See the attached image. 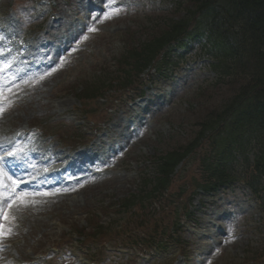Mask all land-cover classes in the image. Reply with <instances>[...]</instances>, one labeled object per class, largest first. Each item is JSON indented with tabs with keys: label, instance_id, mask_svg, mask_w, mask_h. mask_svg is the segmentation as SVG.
<instances>
[{
	"label": "rangeland",
	"instance_id": "obj_1",
	"mask_svg": "<svg viewBox=\"0 0 264 264\" xmlns=\"http://www.w3.org/2000/svg\"><path fill=\"white\" fill-rule=\"evenodd\" d=\"M13 1L0 0V12H3L6 6ZM76 1L81 5L80 0ZM116 1L120 0H104L102 11L98 13L92 11L94 16L90 18L91 22L85 21L79 16L76 7L70 9L63 5L58 13L65 32H61L59 36L64 37L69 44H64L62 49L64 47L65 49L51 58L52 70L50 73L53 74V78L42 84L38 103L33 100L27 104L25 100H18L1 110L0 137L3 134H12L24 126L38 128V131L42 133V135L36 136L35 147L33 142L28 143V146H33V151L37 154L38 151L46 153V157L51 159V162L44 167L46 169L51 168L52 165L58 169L61 162L59 155L62 156L71 146H75L80 141V137H76V135H94V132L85 133L93 126L87 120H82L78 111L80 104L76 99V89H78L80 81L92 80L100 72L113 70L112 58L122 49L124 33L131 30L129 38L143 40L139 32L145 31L146 16L149 23H151V19L167 16V14L163 15V12L168 8L165 0H149L148 13H143L146 11V7L139 6L133 9L137 10V13L130 17L123 16L120 9H112L111 4ZM102 4L100 2L101 6ZM78 20L84 22H77ZM179 77L181 81L187 80L188 82V85L186 84L184 87L186 93L183 92V95L190 96L182 103L176 100L171 105L163 106L160 105L161 101H159V106L157 101H154L153 104L145 103L141 106L148 109L158 108H155L153 113L151 111L143 113L134 104H127L125 99L112 102V110L107 112L106 122L104 121L105 123L98 127L100 133L91 136L90 143L92 144L87 145L86 148L88 152L93 153L89 168L92 167L100 173L98 180L73 186L67 192V196L61 199L51 196L50 192L36 195L41 201L39 203L43 205L29 208L22 205L11 209L6 207L3 201L0 202V264H15L16 262L80 264L76 258L77 248L73 249L74 243L67 242L57 247L60 250L56 251L53 250V247L60 243L63 233L68 234L69 229L86 227V220L100 214L101 217L96 218L102 221L100 222L102 225H108L109 221L113 222L110 228L112 237L117 233L132 230V227H127L128 219L125 215L112 214L110 218H108L109 216L104 217V214L107 213L105 208L111 207L112 203L124 198L127 193L134 192L141 173L151 176L152 166L149 164L151 156L156 150L163 151L166 147L181 143L180 141L186 138L191 124L201 114L204 102L207 98H211L208 93L203 100L199 99L198 102H194L193 95L189 90L196 81L212 77L203 60H190L186 70L180 71ZM43 79L44 76L42 81ZM193 79L195 81L191 82ZM39 83L40 81L34 82V84ZM235 86L221 89L218 94L222 96L221 101L214 98V107L224 105L230 98V89ZM38 89L39 85L36 90ZM169 89L171 92H174L175 89L179 92L182 91L179 87L170 86ZM174 94L175 92L172 95ZM194 106L195 110L192 111ZM211 106L210 101L208 108ZM99 108L100 117H102L103 107L99 106ZM62 132L68 135V144L60 138L59 135ZM122 134L125 135V138H122ZM91 137L83 139L87 140ZM32 162H34L33 159ZM27 170V173L33 174L35 169L30 167ZM3 179L4 177L0 173V185L3 183ZM10 184L12 188V182ZM219 200L230 202H228L231 212L229 220H226V215L223 214L225 210L216 206L218 202H214L215 205L212 206L205 200L203 202L205 207L199 208L198 199L194 198L192 201L191 210L203 222L200 233L206 237L198 238L201 236L198 230L185 232L183 240L188 241L193 250L199 253V255L191 253L192 258L189 264H197L195 259H199L200 264H239L241 258L248 256V254L244 255L245 251L255 246L250 244L256 238L253 231L254 218L249 221L250 215L254 212L248 205L251 198L242 200V196L235 191L233 196L227 197V200L223 197ZM238 211L244 212L238 215ZM5 212L8 215L7 220L2 218ZM212 224L220 226L219 230L226 233L225 236L224 234L218 236L215 241L218 243L214 245L210 240V238L214 239ZM70 237L74 238L72 234ZM66 240H68L67 237H65ZM76 240L77 242L81 241L78 237ZM96 241L100 244L103 239ZM203 242L208 243L209 247L205 246ZM114 244V241L105 244V252H110L109 250ZM97 246L101 251L102 247ZM86 247L90 248V246ZM89 252L94 254L96 251L90 248ZM105 252L101 253L102 261L100 260L98 264H102V262L124 264L123 260L127 255L116 254L120 253V250L111 251V255H107ZM73 256H75V260H71ZM175 263L176 259L171 262V264Z\"/></svg>",
	"mask_w": 264,
	"mask_h": 264
},
{
	"label": "trees",
	"instance_id": "obj_2",
	"mask_svg": "<svg viewBox=\"0 0 264 264\" xmlns=\"http://www.w3.org/2000/svg\"><path fill=\"white\" fill-rule=\"evenodd\" d=\"M187 3L188 8L185 9L183 19L180 21L168 19L158 35L147 39L138 51H132L129 55L143 57L154 53L171 39L188 32L192 28V23L195 24L193 27L198 25L207 31L208 39L213 45L216 44V38L224 43L231 41L229 50L231 55L236 54L234 47L236 42L242 44L240 47L242 56L238 58V60L245 59V68H242L241 73L242 81L236 84L234 80L229 86L236 85L230 89V98L220 110L206 113L208 118L206 121L202 120L194 124L195 128L197 127V139L205 137L206 132H213L207 138L214 140L224 156L219 159L201 156L196 162L200 164V175L203 179L209 175L213 176L212 182L204 186L212 190L230 182L228 173L234 168L236 156H239L243 160V167L239 169V173L249 175L255 190L264 191V146H261L258 154L256 153L254 166L242 157V152L246 154L248 147L249 132L252 129H260L264 132V103H262L264 101H260L264 93V0H187ZM190 20L192 23L189 22ZM202 20L206 23L203 24ZM240 32L243 33L241 37H239ZM144 62L142 58L136 67L137 72L144 66ZM221 75L228 79L231 74L223 72ZM220 81L223 84L221 77ZM212 123L216 124L211 126ZM196 147L194 142H186L157 155L152 161L156 164L155 175L151 180H143L142 189L144 190L147 184L154 183V188L150 192L156 193L170 185L174 167L192 154ZM194 186L197 187V183ZM149 196L151 197V194L146 197L141 194L137 201H134V198L126 200L123 205L126 207V212L135 204L141 203L142 199L150 198ZM155 231L152 230L146 238L137 236L134 241L142 243L149 241L148 244H151Z\"/></svg>",
	"mask_w": 264,
	"mask_h": 264
},
{
	"label": "bare ground",
	"instance_id": "obj_3",
	"mask_svg": "<svg viewBox=\"0 0 264 264\" xmlns=\"http://www.w3.org/2000/svg\"><path fill=\"white\" fill-rule=\"evenodd\" d=\"M40 74H42V72H40ZM34 77H36V76H34L33 74H31V75H28V78H27V82H26V84H28V83H30V82H32L33 80H34ZM44 83V82H43ZM10 88H11V91H17V87H15V86H13V85H11L10 86ZM29 90H30V92H28V94L30 95V97H29V99H31L32 97H33V94L34 93H37V91H36V85H34V86H31V87H27ZM0 89L1 90H3L4 89V87L2 86V85H0ZM65 104V103H64ZM63 104V105H64ZM87 172V171H86ZM90 175H88L86 178H85V182H88V180H90ZM92 179H97L96 177H94V178H92ZM65 195V192H63V193H60L59 195H57V196H59L60 198L61 197H63ZM6 197H9V194H7V193H5V192H1L0 191V201H3L4 203H6L5 202V198ZM59 201H61L60 199H59ZM54 202V201H53ZM16 206L14 207V208H17V207H21V203H19V201H17L16 202ZM53 204V203H52ZM24 205V204H23ZM27 206H35V205H33V204H27ZM13 207V206H12Z\"/></svg>",
	"mask_w": 264,
	"mask_h": 264
},
{
	"label": "snow or ice",
	"instance_id": "obj_4",
	"mask_svg": "<svg viewBox=\"0 0 264 264\" xmlns=\"http://www.w3.org/2000/svg\"><path fill=\"white\" fill-rule=\"evenodd\" d=\"M9 155H11V156H15L16 154L15 153H8ZM4 160H5V157H3V156H0V167H2L3 166V163H4ZM12 184L14 185V189H13V191H15V188L16 187H18V185H17V181H15V180H13L12 181ZM27 194L25 193V194H23L22 196H17V197H15L13 200H12V203H8V208H11L12 206H13V203H15L16 201H19L21 204H23L24 203V197L26 196ZM8 199H11L10 197H6L5 198V202L7 203V201H8ZM4 220H7L8 219V215H7V212H5L4 214H3V217H2Z\"/></svg>",
	"mask_w": 264,
	"mask_h": 264
}]
</instances>
